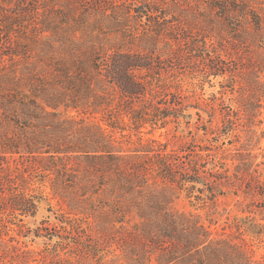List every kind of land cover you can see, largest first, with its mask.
<instances>
[{
    "label": "trees",
    "instance_id": "trees-1",
    "mask_svg": "<svg viewBox=\"0 0 264 264\" xmlns=\"http://www.w3.org/2000/svg\"><path fill=\"white\" fill-rule=\"evenodd\" d=\"M134 19L154 28L138 34L130 26ZM161 20L200 37L221 24L238 45L264 51V0H14L3 8L0 207L36 215L43 196L33 186L49 181L76 215L64 222L139 232L142 247L121 253L129 264L153 258L157 264H264L254 259L244 238L235 241L242 234L239 223H233L236 236H215L200 215L175 207L183 194L203 203L224 194V178L206 179L207 156L187 158L141 135L147 125L148 133L166 125L170 115L141 101L160 90L140 70H152L157 51L175 52L169 40L159 47ZM247 75L253 80L255 73ZM249 101L246 110L254 109ZM122 112L130 115L129 123ZM94 113L106 126L91 118Z\"/></svg>",
    "mask_w": 264,
    "mask_h": 264
},
{
    "label": "rangeland",
    "instance_id": "rangeland-1",
    "mask_svg": "<svg viewBox=\"0 0 264 264\" xmlns=\"http://www.w3.org/2000/svg\"><path fill=\"white\" fill-rule=\"evenodd\" d=\"M4 2L0 0V12L14 0L7 6ZM152 25L134 19L130 26L143 34L147 28H154ZM158 25L163 30L159 47L169 40L175 52L168 48L160 55L157 51L152 70H140V74L150 75L154 90H160L141 101H150L170 115L164 119L166 125L149 133L151 127L147 125L141 135L166 143L168 149H176L187 158L200 153L207 156L211 163L205 167L206 179L224 178V194L207 203L183 194L175 207L200 215L215 236H236L239 232L233 223H239L242 234L235 241L243 242L244 238L254 259L264 260V51L250 43L238 45L221 24L214 25L212 33L204 31L201 37L175 21L161 20ZM207 28L212 29L211 25ZM249 70L255 73L253 80L247 75ZM232 76L235 81H228ZM248 99L254 109H245ZM94 114L91 118L105 125L101 114ZM122 117L130 122L126 112ZM125 133L138 139L135 130ZM115 134L119 137L120 130ZM5 156L12 157L10 153ZM2 174L0 171V177ZM242 181L249 187L238 186ZM33 187L43 196L36 215L0 207V264H129L122 250L142 247L136 230L64 222L76 215L53 193L49 181ZM146 264L157 261L153 258Z\"/></svg>",
    "mask_w": 264,
    "mask_h": 264
}]
</instances>
